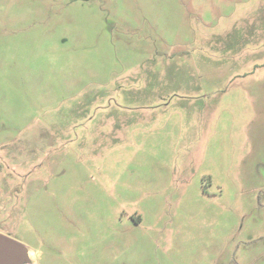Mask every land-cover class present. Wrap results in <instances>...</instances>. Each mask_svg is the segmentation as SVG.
I'll use <instances>...</instances> for the list:
<instances>
[{
	"label": "rangeland",
	"instance_id": "374dc122",
	"mask_svg": "<svg viewBox=\"0 0 264 264\" xmlns=\"http://www.w3.org/2000/svg\"><path fill=\"white\" fill-rule=\"evenodd\" d=\"M0 234L264 264V0H0Z\"/></svg>",
	"mask_w": 264,
	"mask_h": 264
},
{
	"label": "water",
	"instance_id": "95a60500",
	"mask_svg": "<svg viewBox=\"0 0 264 264\" xmlns=\"http://www.w3.org/2000/svg\"><path fill=\"white\" fill-rule=\"evenodd\" d=\"M29 259L25 245L0 234V264H24Z\"/></svg>",
	"mask_w": 264,
	"mask_h": 264
}]
</instances>
